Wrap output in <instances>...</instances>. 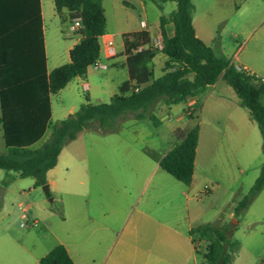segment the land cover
Masks as SVG:
<instances>
[{
	"label": "rangeland",
	"instance_id": "obj_1",
	"mask_svg": "<svg viewBox=\"0 0 264 264\" xmlns=\"http://www.w3.org/2000/svg\"><path fill=\"white\" fill-rule=\"evenodd\" d=\"M191 2L196 31L207 44L264 80V0ZM160 5L150 0H131L129 5L123 0H103L105 32H113L110 38L116 50L122 48L120 32L137 29L145 20L152 33L158 28L159 17L176 8L174 1ZM42 7L47 68L52 70L68 62L66 48L77 35L68 30L67 21L62 20L65 13L56 12L52 0H42ZM118 57L123 62L121 55ZM99 58L104 60L102 51ZM164 59L161 52L152 59L153 76L162 73ZM127 77L124 65L98 70L89 66L86 89L69 82L50 95L52 124L76 111L85 98L108 102ZM148 112L155 115L156 122L130 115L112 126L100 127L96 120L91 121L61 149L57 163L47 171V194L42 185L34 186L31 177L0 169V264H38V259L58 243L67 248L75 264H102L114 253V229L119 231L124 218L136 214L129 204L142 194L147 162L152 164L176 136L195 124L201 137L190 184L178 182L158 168L141 196L144 202L139 204L146 205L145 199L156 190L153 208L157 221L175 225L176 218L186 213L177 190L189 187L192 199L188 212L193 227L231 224L235 228L231 238L242 243L241 257L258 254L255 262L264 261V186L242 214H233L236 202L248 192L264 163L263 137L233 89L219 79L214 87L199 93L193 105L158 99ZM4 150L0 125V152ZM160 176L162 182L156 184ZM252 218L258 221L247 227ZM198 242V263L207 264L202 257L207 244Z\"/></svg>",
	"mask_w": 264,
	"mask_h": 264
},
{
	"label": "trees",
	"instance_id": "obj_2",
	"mask_svg": "<svg viewBox=\"0 0 264 264\" xmlns=\"http://www.w3.org/2000/svg\"><path fill=\"white\" fill-rule=\"evenodd\" d=\"M174 1L176 8L159 17L161 49L142 48L150 37L145 30L126 33L125 66L128 78L108 102L93 103L85 98L76 111L56 124L51 121L50 95L57 93L72 78L84 77L87 68L99 57V37L105 32L101 0H53L54 9L65 8L71 17H79L80 38L69 49V61L48 71L43 46L40 0H0V124L5 150L0 152V169L33 178L35 186L47 182L46 173L57 163L61 149L75 139L91 121L100 127L112 126L117 119L149 117L153 102H184L222 79L247 108L263 137L264 152V80L238 70L224 54L195 35L191 0ZM171 23L172 34L166 31ZM157 52L166 58L163 71L153 76L152 59ZM51 128L49 137L36 143ZM198 125L176 136L159 160V167L174 179L189 184L192 180L198 140ZM264 186V163L248 192L236 202L234 214H242ZM228 223H206L191 227L192 241H206L203 258L207 264H231L239 241L228 235ZM39 264H74L64 245L58 243L39 258Z\"/></svg>",
	"mask_w": 264,
	"mask_h": 264
},
{
	"label": "crops",
	"instance_id": "obj_3",
	"mask_svg": "<svg viewBox=\"0 0 264 264\" xmlns=\"http://www.w3.org/2000/svg\"><path fill=\"white\" fill-rule=\"evenodd\" d=\"M136 1H138L139 3L141 2V0H136ZM101 2L103 5V0H101ZM123 2L127 5H129L131 3V0H123ZM53 7H54V5H53ZM40 9H41V17H42L43 46H44L45 55H46V67H47L48 53H47V43H46L45 36H44L42 0H40ZM58 13L60 15L65 13L62 20H66L68 30L72 34L74 33L77 35L76 40L72 41L66 48V54L68 55L69 49L80 38L79 30H71L70 29V24L75 19H79V17H71L70 12L65 8L61 9ZM192 24L194 27L195 35L198 38H200L205 44H207V42L204 40V38L197 33L193 18H192ZM105 30H106V24H105ZM141 30L147 31L149 33V37L161 36L159 24H158V28L154 32L151 33L147 29V22L145 20L140 21V27L139 28L134 29V30L120 32V33L123 36L126 33L134 32V31H141ZM166 31L169 35L172 34L173 27H172L171 23L166 24ZM110 36H113V32H104L99 37L98 41H99V45H100V51H102L103 57H104V60L100 59V61L105 63L107 65V67L110 65H113V66L124 65L125 66V54H124L123 38H122V43H121L122 48L120 50H116V48L113 44L115 54L113 56H110V57H107L105 55V49L107 46V41L112 40L110 38ZM119 55H121L123 62L118 60ZM53 57L55 58L57 56L53 55ZM68 61H69V55H68ZM60 64H63V63H60ZM60 64H57L56 66H58ZM242 67H245V66H242ZM47 70H48V68H47ZM48 71H50V70H48ZM87 71H88V68H87ZM85 78H86V75L84 77L76 76V77L72 78L69 82H77L81 85L82 88H83V86H85V89H86L87 83L84 81ZM219 79H220V77H219ZM219 79H217V81L214 84L209 85V86L214 87L217 84ZM260 81H263V80L260 79ZM209 86H207V87H209ZM63 88H61V89H63ZM196 96L188 97L185 100V102H188L189 105L190 104L193 105V103L196 101ZM50 107H51V101H50ZM0 112H1V109H0ZM71 113H73V112H70V114ZM0 116H1V113H0ZM51 117H52V110H51ZM198 127H199V125H198ZM200 137H201V130L199 127L194 164H195L196 155H197V151H198V147H199ZM167 150H165L163 153L158 154L155 157L152 164L147 162V164H149V167L147 168L148 170L145 172V175L142 179V182H143L142 194L147 190L149 183H151L153 178L155 177L157 169L160 168L159 167V160L165 154V152ZM46 179H47V177H46ZM158 180H159V182H157ZM161 182H162L161 176L159 178L157 177L156 184L161 183ZM178 182H180V181H178ZM33 184H34V181H33ZM189 191H190L189 187L186 189L185 188H181V189L178 188V190H177L179 195L183 198L184 205H185L184 208H185L186 213L184 216L180 215V216H178L179 218H176L175 223H174L175 225H172L169 222L157 221L156 215L154 213L155 210L153 208V206H154L153 201L155 200L156 190L152 191L151 194H149V197H147L145 199V200H147L146 205H145V203L139 204L141 201L144 202V199L141 197L142 196V194H141L135 202L129 204V206L132 208V210L134 212H136L135 216L131 217L129 215V217H127V218L125 217L124 218L125 221H124L122 228L119 231L117 228L114 229V231H116L117 234H116V239L114 241V244L111 247V252L114 251L113 255L109 254L108 257L104 258L101 263L102 264H199L198 259H197V255L199 252L198 247H200L199 246L200 244H199V242H198V244L193 242L192 237L188 233L189 229L191 227H193L190 216H189V212H188L189 211L188 204H189V201L192 199V196L190 195ZM249 205H248V207H249ZM233 214H234V210H233ZM256 221H258L256 218H252V219L248 220L247 227H250V225ZM234 229L235 228H233L232 232L234 231ZM232 232L229 234L230 237H231ZM199 241L207 244L206 241L203 239H199ZM66 250H67V248H66ZM241 250H242V243L239 242V247L237 248V250L235 251V253L233 255V259H232L231 264H264V261L261 259L259 262H255V259L259 258L258 254L255 257L254 255H252V253H248L247 257H241V252H243ZM67 252H68V250H67ZM68 254H69V252H68ZM69 256H70V254H69ZM202 257H203V253H202ZM38 261H39V259H38Z\"/></svg>",
	"mask_w": 264,
	"mask_h": 264
},
{
	"label": "built area",
	"instance_id": "obj_4",
	"mask_svg": "<svg viewBox=\"0 0 264 264\" xmlns=\"http://www.w3.org/2000/svg\"><path fill=\"white\" fill-rule=\"evenodd\" d=\"M81 27V20L80 19H75L71 24H70V29L71 30H79V28ZM163 46V42H162V37L161 36H152L150 37L149 41L147 44L144 45V47H140V49L142 48H146V47H151L153 49H161ZM115 54L114 52V48H113V42L112 40H108L107 41V46L105 49V55L107 57L113 56ZM90 67H92L93 69H105L107 67V65L105 63H103L102 61H100V58L98 57L91 65ZM235 67L238 70L241 71H246L245 67H242L240 65H235ZM83 89H85V86H83ZM23 211H25V209L23 208ZM25 214H22V218H25Z\"/></svg>",
	"mask_w": 264,
	"mask_h": 264
},
{
	"label": "water",
	"instance_id": "obj_5",
	"mask_svg": "<svg viewBox=\"0 0 264 264\" xmlns=\"http://www.w3.org/2000/svg\"><path fill=\"white\" fill-rule=\"evenodd\" d=\"M42 189H43L45 194L48 193V185L46 183L42 185Z\"/></svg>",
	"mask_w": 264,
	"mask_h": 264
}]
</instances>
